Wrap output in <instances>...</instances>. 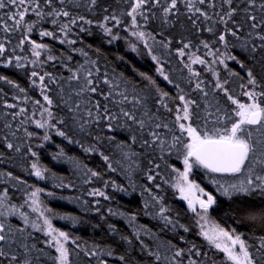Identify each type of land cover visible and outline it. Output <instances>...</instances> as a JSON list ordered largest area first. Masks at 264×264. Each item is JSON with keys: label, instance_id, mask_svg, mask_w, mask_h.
I'll return each instance as SVG.
<instances>
[{"label": "snow or ice", "instance_id": "1", "mask_svg": "<svg viewBox=\"0 0 264 264\" xmlns=\"http://www.w3.org/2000/svg\"><path fill=\"white\" fill-rule=\"evenodd\" d=\"M124 2L130 3V11H122L118 16L113 10L104 15L102 20L94 21L80 13L83 11L94 14L98 0H0V33L4 34L0 37V67L27 72L28 66H32V70L27 73L28 79L40 97L33 99L25 88L0 74V82L13 89V100L18 101L9 103L3 99L6 94L3 87H0L3 107L15 109L0 115L5 118L10 116L12 121H18L17 130L28 123L44 129V142H50L55 134L69 144L80 147L85 154H98L108 171H120L130 181L133 173L142 171L152 185L141 186L142 193L147 196L143 203L144 214L162 222L161 232H178L180 229L189 232L190 228L181 224L179 214L174 217L173 210L165 206L164 197L153 191V187L161 189L158 181L176 189L179 198L186 201L187 209L194 214L199 225L198 234L209 248L224 253L222 264H264V234L247 238L245 233L225 228L211 220L210 209L223 210L220 202L213 193L201 187L200 183L190 179L196 170H203L206 176L238 174L243 178L236 183L224 184L214 177L210 182L216 186V192L229 201L239 196L250 197L256 192L264 195V0H242V7L237 6L236 0ZM103 10L108 12L107 8ZM257 10L259 16L256 14ZM182 15L192 29L208 32L214 39L200 40L194 45L190 40L185 42L181 38L178 41L180 46L174 50L172 37L157 39V35L164 36L163 29L174 28L177 24L182 31H187L185 25L180 23ZM238 15L242 17L240 21L237 20ZM29 16L34 19H28ZM123 16L130 17V24L126 28L131 30L130 35L137 41L129 43L130 51L142 55L139 47L145 49V54L155 62L158 77L177 89L174 96L161 88L153 76L136 70L131 64L132 70L147 87L134 86L130 89L132 82L123 73L110 76L107 70L101 71L98 59H92L85 48L76 47L78 42L82 43L77 31L91 35V29L85 25L94 23L107 38L108 44L123 39L113 31L124 24L121 19ZM156 20H159L162 31H148L150 21ZM44 24L51 27H43ZM33 33L40 38H51L61 45H68V54L55 55L52 46L33 39ZM12 34H19V38L10 47ZM230 37L236 42L230 43ZM25 45L29 46V55H17V49L24 52ZM217 45L222 46L223 51ZM201 47L205 50L203 55L197 54ZM237 47L245 54V60H240L233 54L232 49ZM95 51L99 53V49ZM173 52L189 74L181 77L190 88L189 92H185L181 84L165 70L167 58ZM73 54H79L84 59L76 61ZM118 59L124 61L123 56ZM229 61L237 63L244 75L230 69ZM50 62L53 69L59 64L68 75L37 70L43 69ZM193 65L204 66L203 70L211 73L213 79H202L201 72L194 69ZM221 65L226 70L223 78L218 68ZM232 77L240 81L236 85L239 92L232 86ZM193 93H199V98H193ZM170 102H174L175 106L170 107ZM28 104H31V109L27 107ZM61 111L66 116L58 115ZM37 115L40 118H36ZM167 115H172L173 119L167 120ZM66 126L73 130V135L69 134ZM4 128L12 129L11 121L4 124ZM104 129L109 133L125 132L127 136L124 140H117L116 135H92L93 130ZM23 131L29 139L37 135L26 127ZM76 134L82 138L76 139ZM10 135L15 137L16 131H11ZM0 139L6 149L21 151V146L11 142L8 136ZM85 139L92 142L85 144ZM137 145L139 150L136 149ZM27 153L37 157V152L31 146L27 147ZM173 154L182 161L183 170L167 164L165 156ZM0 157H3V153H0ZM52 159L71 163L76 171L83 173L84 183L91 182L93 178L102 179L101 172L88 168L78 158L68 156L58 146ZM142 159L146 161L143 169ZM157 160L163 161L164 168L170 169L168 176L162 174L161 163H157ZM30 169V174L40 180L46 179V174L51 175L50 170L38 162L31 163ZM172 173L175 174L174 179L170 178ZM0 178L17 181L28 197L23 204L17 205L11 203L7 188L0 193V264H41L42 260L43 264H48L49 261L51 264H79L80 253L75 249H80V244L68 232L53 226L50 217L56 214L51 209L40 208L38 194L42 189L35 188L28 192L27 182L10 171H0ZM103 183L105 188L111 185L120 192L128 193V188L117 185L115 181L104 180ZM57 186L74 187L63 181ZM130 187L135 192L134 182ZM88 195L111 199L99 188H93ZM99 203V200L95 201L96 205ZM25 206H30L39 215L35 219L30 218L28 212L21 210ZM95 210L99 212L100 209L97 207ZM108 213L111 216H127L129 225L133 226L132 235L128 236L120 235L115 224L108 225L110 234L117 236L128 247L122 253H117L111 246L85 247L83 255L90 262L95 258L96 264H109L108 258H115L119 264H140L131 256L134 241L140 245L141 253L148 257L150 264H205L208 259V253L201 252L195 244L185 249L173 244L171 240H161L159 233L136 224L137 215L134 213L113 211L111 208ZM10 218H18L20 222L14 224ZM59 218L71 220L73 224L79 223L72 216ZM249 219L255 221L258 217L250 215ZM259 219L264 221V214ZM260 229L264 233V222ZM34 233H41L45 239L37 241ZM145 237L149 238L148 243H145ZM179 240L183 242L185 237L179 236ZM69 243L75 249L70 248ZM38 244L44 246L38 247ZM201 257L204 259H198Z\"/></svg>", "mask_w": 264, "mask_h": 264}, {"label": "trees", "instance_id": "2", "mask_svg": "<svg viewBox=\"0 0 264 264\" xmlns=\"http://www.w3.org/2000/svg\"><path fill=\"white\" fill-rule=\"evenodd\" d=\"M237 6L242 7V0H236ZM107 8L108 12H105L103 9ZM115 10L116 14L119 16L120 12L130 11V3L124 2V0H98V6L95 8L94 14L86 13L81 11L80 14H84L89 19L94 21L102 20L104 15L110 14ZM219 9H217L218 11ZM6 11V10H5ZM183 5H181V12L183 13ZM256 14L259 16V11L257 10ZM28 19H34V17L29 16ZM124 24L121 25L118 29L114 28L113 31L118 33L123 39L116 40L113 44L107 43V38L104 37L102 31L96 27L95 23L93 25H85L86 28L91 29V35H86L84 33H77L82 38V43L78 42L76 47H83L86 51L89 52V56L92 59H98L101 71L107 70L110 76H118V74L123 73L132 83L129 85V88L134 86L147 87V85L142 81V79L132 70L130 64L140 72H145L148 75L153 76L157 80V84L165 91H168L171 95H175L177 89L173 86L168 85L161 77H158L155 71V62H153L150 57L145 54V49L142 46L139 47V52L142 55L133 53L130 51L129 43H136V38L130 35V29L126 28V25L130 24V17L123 16ZM139 19V18H138ZM241 16H237V20L240 21ZM180 23L184 24L188 29L187 31H182L180 25L177 24L174 28L163 29L164 36L161 37L157 35V39H167L169 37L173 38L172 49L179 47L178 41L183 38L185 42L189 40L194 44H198L200 40L211 41L214 39L212 34L208 32H197L195 29H192V26L188 23L186 18L182 15L180 17ZM111 26V25H109ZM43 27H51L48 24H44ZM148 31H154L159 33L162 31L160 28L159 20L150 21ZM73 38H75V35ZM247 34V25H245V33ZM3 33H0V37H3ZM12 39V46L15 45L19 38V34H12L10 36ZM33 39L39 41L42 40L44 43H48L54 49V54L61 56L62 54H68V45H61L58 42L52 40L51 38H40L36 33L32 35ZM230 43H235L234 38H229ZM259 43V41H257ZM88 46H91L90 48ZM217 47L222 46L217 45ZM28 45H25L24 52H21L17 49V55H29ZM99 49V53L95 51ZM195 51V49H192ZM233 54H235L240 60H245V54L237 47L232 49ZM205 50L201 47L197 54L203 55ZM74 60L82 61L84 58L79 56V54H73ZM123 56L124 61L118 59V57ZM31 58V57H30ZM44 57L42 56L41 59ZM211 59V57H208ZM229 68L240 72L241 76L244 75V71L239 68L238 64L235 62H228ZM251 67V64L248 65ZM193 68L201 72V78L205 81H211L213 79L211 73L204 71V66L202 65H193ZM220 70L221 77L223 78L226 74V70L223 69V66H218ZM32 70V66H28L27 72L25 70L15 69V68H3L0 67V74L8 76L10 79L14 80L21 87L27 90V94L33 99H40L38 91L33 89L30 85L28 79V72ZM39 71H54L56 73H61L64 76H67V71L62 68L59 64L56 65L55 69L51 66V62L48 65H45L43 69H37ZM165 70L167 73L173 77L176 82L181 84V87L184 88L185 92H189L190 88L186 85V81L182 80L181 77H187L189 74L186 69H183V65L180 63V60L173 55L167 58L165 64ZM233 81V87L236 88V91L239 92L240 89L236 87L240 83L239 79L236 77L231 78ZM0 87H3L4 93L6 94L3 99L7 100L9 103H18V101L13 100L15 95L13 89L0 82ZM209 91L211 88L209 86ZM153 95H155L153 93ZM193 98L198 99L199 93H193ZM55 99V97H54ZM151 107V102L150 105ZM170 107H174L175 103L170 102ZM27 107L31 109V104H28ZM15 109H6L3 107L2 101H0V114L13 112ZM54 113L56 112L55 107L53 108ZM163 111V110H162ZM60 116H66V113L61 111L58 113ZM36 118H40L39 115ZM167 120H172V115H167ZM22 119V117H21ZM11 121L12 129L4 128V124ZM18 121H12L11 117H4L0 115V138L3 136H8L11 142L21 146L20 152H15L13 150H8L4 146L2 139H0V153H3V157H0V171H10L14 176H17L22 181L27 182L26 190L28 192L34 190L35 188L42 189V192L38 194V200L40 201V208L44 210L45 208L51 209L56 215L51 216L53 226L59 228L63 231H66L70 234V237L77 240V243L80 244V249H75V246L69 243V247L75 249L79 252V264H96L95 258L91 262L84 257L83 249L85 247H91L93 245H100L101 247L111 246L115 248L117 253H122L126 247L125 244H122L117 236L110 234L108 230L109 224H115L119 230L120 235H132L133 226L129 225L127 216L118 217L111 216L108 213V209L111 208L113 211L125 212L128 214H136L137 221L135 222L138 225L146 226L150 228L153 232L159 233L161 240H171L173 244H176L178 247L187 249L191 245L195 244L201 252L208 253V259L205 260V264H212L214 261L215 264H222L224 261V253L219 252L213 248H209L206 241L200 236L199 230L196 225V220L194 214H192L187 206L179 199L178 192L176 189L171 188L169 185L164 184L163 181H158L161 183V189L157 190L153 187L154 192H159L160 195L164 197V204L167 207H170L173 210V216L175 217L179 214V222L190 228L189 232H184L182 229L178 232H173L165 230L161 232L162 222L154 219L150 215H145V210L143 209V203L147 199V196L142 193L141 186L148 185L152 186L150 182L146 180V177L143 175L142 171L133 173L131 181L129 178L124 175L122 172L117 171L112 173L108 171L105 163L102 161L98 154H85L82 149L76 145L69 144L63 138L52 135V140L50 142H44L42 137L45 133L44 129H38L34 124L28 123L20 128L16 129ZM26 127L28 131L37 133L36 136L29 139L25 136L23 128ZM66 130L70 135H73V130L70 127L66 126ZM11 131H16V136L13 137L10 135ZM93 136L102 135H116L117 140H124L127 136L125 132L119 133H109L106 129L96 131L93 130ZM76 139H81L82 137L79 134L75 135ZM91 140L85 139L84 143H91ZM40 145H43L40 147ZM31 146L32 150L37 152V157H32L27 153V147ZM57 146L62 148L68 156L78 158L82 164L87 165L88 168L101 172L102 179L93 178L91 182L84 183V175L82 172H78L74 169L71 163H68L65 160L54 161L52 156L57 152ZM136 149L139 150V146H136ZM103 150V149H102ZM110 154V153H106ZM165 160L169 166H175L183 170L182 161L178 160L173 154L172 156H165ZM33 162H38L44 168L50 170L51 175L46 174V179L40 180L34 175L30 174V165ZM157 163H161L162 174L168 176L170 169L164 168V162L157 160ZM146 166V161L141 160V168L143 169ZM214 177L220 180L221 183H236L239 179H242V176L232 175V174H211V176H206L203 170H196L192 174V178L200 183L201 187H204L207 192L213 193L217 197L218 202L221 204L222 211H214L210 209L211 218L221 224L225 228H234L237 232L245 233L247 238L253 237L254 235L264 234L261 232L260 225L262 222L259 219L261 214H264V195H261L259 192L254 193L250 197L239 196L234 197L229 201L226 197L221 196L216 192V186L210 182V179ZM171 179L175 178V174H171ZM115 181L117 185L128 188V193H123L114 189L109 185L105 188L103 181ZM63 181L64 184H73L74 187H58L57 185ZM134 182L136 185L135 192H132L130 184ZM8 189V197L11 203L17 205L23 204L24 200L28 197L21 190V186L17 181L11 179L0 178V193L4 189ZM93 188H99L105 191L106 195L111 197V199L105 200L103 197H92L88 195ZM52 193L53 195H49ZM130 193V194H129ZM99 200V205L95 204V201ZM85 201L87 203H85ZM99 207V212L95 209ZM22 211L28 212L30 218L35 219L39 213H34L30 206H25ZM47 214V213H46ZM72 216L79 220V223L73 224L71 220L60 219L61 216ZM250 215H256L257 220L252 221L249 219ZM12 223H19L18 218H10ZM37 241H42L45 237L41 233H34ZM179 236L185 237V240L182 242L179 240ZM145 243L149 242V238L145 237ZM251 242V241H250ZM44 245L38 244V247H43ZM46 251H53L46 249ZM54 254V253H53ZM131 256L134 257L140 264H150L148 257L141 253L140 245L137 242H133V249L131 250ZM72 259H77L72 257ZM198 259H204L203 257ZM109 264H119V261L115 258H108ZM43 264V260L41 261ZM48 264H51L49 261ZM186 264V262H185ZM230 264V262H229Z\"/></svg>", "mask_w": 264, "mask_h": 264}, {"label": "rangeland", "instance_id": "3", "mask_svg": "<svg viewBox=\"0 0 264 264\" xmlns=\"http://www.w3.org/2000/svg\"><path fill=\"white\" fill-rule=\"evenodd\" d=\"M190 179H193L192 178V175L190 176ZM178 192V191H177ZM178 197H179V192H178ZM180 199V198H179ZM181 200V199H180ZM182 201V200H181ZM186 206H187V203H186V201H182ZM209 217H210V219L211 220H213L212 218H211V216H210V211H209ZM195 220H196V217H195ZM196 222V221H195ZM196 225H197V228H198V230H200L199 229V225H198V223L196 222Z\"/></svg>", "mask_w": 264, "mask_h": 264}]
</instances>
